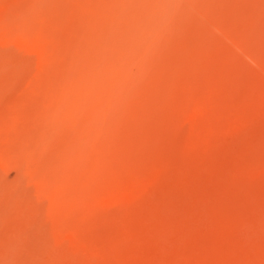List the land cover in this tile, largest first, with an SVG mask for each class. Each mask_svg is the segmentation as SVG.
Here are the masks:
<instances>
[{
  "label": "rangeland",
  "instance_id": "1",
  "mask_svg": "<svg viewBox=\"0 0 264 264\" xmlns=\"http://www.w3.org/2000/svg\"><path fill=\"white\" fill-rule=\"evenodd\" d=\"M0 264H264V0H0Z\"/></svg>",
  "mask_w": 264,
  "mask_h": 264
}]
</instances>
